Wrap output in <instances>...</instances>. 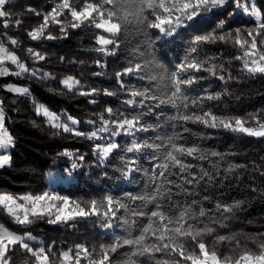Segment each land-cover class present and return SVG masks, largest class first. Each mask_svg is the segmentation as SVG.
I'll use <instances>...</instances> for the list:
<instances>
[{
	"label": "snow or ice",
	"instance_id": "snow-or-ice-1",
	"mask_svg": "<svg viewBox=\"0 0 264 264\" xmlns=\"http://www.w3.org/2000/svg\"><path fill=\"white\" fill-rule=\"evenodd\" d=\"M12 7L10 0H0V78L55 79L51 73L30 68L17 53L22 41L9 32L22 29L25 19H14ZM24 13L39 20L26 31L30 41L67 40L77 29L93 31L88 54H96L93 63L97 68H108L107 58L119 60L121 54H126L127 63L113 72L114 89L87 86L73 75L59 80L62 91L85 97L88 104L104 105L89 119L51 111L33 99L35 115L53 129V137L90 142L89 153L79 149L57 153L69 161L68 176L88 165L99 170L98 182L104 186L95 195L80 198L54 189L24 194L0 191V211L15 225L46 223L75 228L84 222L99 233L70 246L64 242L61 247L56 240L46 243V237L33 235L30 228L13 229L0 223V264H264V231L250 235L230 227L233 220L240 219L244 202L210 205L206 192L223 181L243 179L245 172L264 178V157L251 161L250 167L228 159L234 152L222 153L201 143L216 131L264 140V109L244 116L228 115L214 111L215 103H209L226 98L229 82H239V73L264 78V2L49 0L44 10L28 5ZM238 14L248 20L233 28L230 21ZM209 15L217 17L214 26L197 34L196 25ZM53 26L56 34L51 31ZM189 29L193 34L184 58L166 75L152 74L155 65L145 56L148 49L161 39L174 41ZM209 44L230 46L239 54L225 57L220 50L204 54L201 46ZM24 51L34 62L50 59L46 50L27 47ZM58 61L65 62V57L59 56ZM233 61L240 62L236 74ZM90 75L100 77L104 72ZM209 78L224 85L221 91L204 86ZM0 88L31 96L28 87L6 84ZM16 102L12 100L13 105ZM114 102L116 107L111 106ZM8 110H14L8 99L0 98V170L12 166L17 144L8 127ZM166 111L170 113L167 127L157 133L161 121L156 117ZM33 125L37 126L35 121ZM118 138L126 139L121 142ZM138 182L136 189L120 187ZM259 190L252 187L253 193Z\"/></svg>",
	"mask_w": 264,
	"mask_h": 264
},
{
	"label": "trees",
	"instance_id": "trees-1",
	"mask_svg": "<svg viewBox=\"0 0 264 264\" xmlns=\"http://www.w3.org/2000/svg\"><path fill=\"white\" fill-rule=\"evenodd\" d=\"M264 2V0H262ZM14 5L10 11L13 13L14 19L24 18V27L13 28L9 35L16 37L22 41V45L16 49L22 60H26L29 67L35 66L39 72L51 73L55 79L41 80L40 78H31L30 76L16 77L10 76L0 79V86L6 84L29 85L31 87V96L22 97L17 94H10L0 88V98H7L10 109L8 110V127L11 134L15 137L17 144L12 151L13 164L10 168L0 170V191L24 194V193H39L45 190H52L68 195L74 198L84 197L86 195H95L96 190L104 186L102 181L98 182L99 170L89 168L85 165L83 169L75 172L70 178L68 185L59 184L56 187H51L47 182L46 176L51 171H58L64 176H68L65 169L69 166V161L66 157L58 156L57 153L68 149L74 151L79 149L83 153L90 152V142L80 139L66 137H53L51 129L45 122L43 117L35 115L33 99L37 103H42L51 111L57 113L67 111L74 117L82 120L89 119L95 111L102 110L103 104L91 105L87 103V98L79 95H74L66 90H61L59 80L67 75H73L82 80L87 86L115 88V82L112 79L113 72L122 64L127 63L126 54H121L119 60L114 57H108V68L99 69L93 61L97 58L95 53L89 55L95 32L77 29L72 32L67 40H56L51 42H36L27 39L26 31L35 27L39 23L36 17H25L24 8L28 5L37 7L38 10H44L49 3V0H10ZM224 18V17H220ZM217 17L212 15L202 19L196 25L197 34L200 32L210 31L214 26ZM248 18L243 15H237L230 21L233 28L246 24ZM54 34L57 33L55 26L51 29ZM193 34V30L182 32L174 41L165 42V39L156 41L155 44L148 49L145 56L151 61L155 68L152 74L166 75L174 70L176 63L182 60L188 50L190 43L189 37ZM136 37H133L135 43ZM38 45H42L38 47ZM140 46H143V41ZM34 47L37 50L44 52L50 57L46 62H34L27 58L24 49ZM203 53L207 55L217 54L220 50L223 56L227 57L230 53L239 54L235 49L223 44L202 45ZM127 54H131V49L127 50ZM65 57V62H59L58 57ZM83 60L84 64L79 61ZM240 62L233 61L231 67L236 74ZM227 66V65H226ZM96 71H103L104 75L100 77H92L90 74ZM88 73V75H84ZM240 80L229 82V95L215 103L214 111L220 114L240 115L244 116L249 112H254L257 109H264V78L256 77L249 78L244 73H239ZM127 79V78H126ZM133 83L137 81L133 80ZM209 90L221 91L224 85L214 79L209 78L203 82ZM17 102L12 104V100ZM104 100H112L113 98L104 97ZM111 106L116 107L114 102ZM161 121L157 133H161L167 125L166 120L170 119V113L167 111L162 116L156 117ZM33 121L37 126L33 125ZM210 131V130H205ZM146 135V134H145ZM124 142L126 138H118ZM201 143L209 148H213L222 153H236L234 156H229L228 159L239 163H248L256 160L259 162L260 157H264V140L249 138L239 133L228 131H216L211 139L201 141ZM89 162L91 156L88 157ZM147 167V164H145ZM96 173V174H93ZM255 176V178H253ZM139 182L136 184H121L120 187L126 190L138 188ZM255 186L259 191L252 192V187ZM264 191V178L258 173L253 174L245 172L241 180L223 181L213 187L206 189L209 196V204L225 203L230 204L236 201H243L245 210L238 215L240 219L231 222L233 231L241 229L248 233L264 231V196L261 195ZM248 221H252L249 223ZM0 223H5L13 229H28L30 228L33 235L39 238H47L46 243L50 240H56L61 247L64 242L70 246L75 242H82L93 239L99 229L95 228L91 223L81 222L73 227H65L64 225H48L46 223H38L32 226H19L12 223L6 213L0 211ZM100 239H104L101 235ZM17 264L22 262L17 261Z\"/></svg>",
	"mask_w": 264,
	"mask_h": 264
},
{
	"label": "rangeland",
	"instance_id": "rangeland-1",
	"mask_svg": "<svg viewBox=\"0 0 264 264\" xmlns=\"http://www.w3.org/2000/svg\"><path fill=\"white\" fill-rule=\"evenodd\" d=\"M31 68L38 69L35 66H31ZM13 70H14V66H13ZM25 76H27V75H25ZM21 77H24V76H21ZM2 78H6V77H2ZM2 78H0V79H2ZM16 85L17 86H21V87H28L30 89V91H31V87L29 85H19V84H16ZM46 180L51 185V187H56L59 184L68 185L69 181L71 180V178L69 176L62 175L58 171H51L46 176Z\"/></svg>",
	"mask_w": 264,
	"mask_h": 264
}]
</instances>
